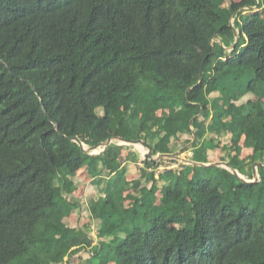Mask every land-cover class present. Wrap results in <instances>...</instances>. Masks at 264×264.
<instances>
[{"label":"trees","instance_id":"trees-1","mask_svg":"<svg viewBox=\"0 0 264 264\" xmlns=\"http://www.w3.org/2000/svg\"><path fill=\"white\" fill-rule=\"evenodd\" d=\"M223 2L0 0V264L80 251L85 264H264V101L242 102L264 99V0ZM228 133L229 168L181 162L156 177L176 159H143L150 187L127 182L120 157L140 154L117 138L152 156L188 145L206 164ZM256 162L255 182L232 172L252 180ZM82 166L100 193L87 201L95 236L64 222Z\"/></svg>","mask_w":264,"mask_h":264},{"label":"rangeland","instance_id":"rangeland-1","mask_svg":"<svg viewBox=\"0 0 264 264\" xmlns=\"http://www.w3.org/2000/svg\"><path fill=\"white\" fill-rule=\"evenodd\" d=\"M235 1H239V0H235ZM230 0H224V2L222 3L221 7L223 9H226L227 6L229 5ZM257 9H248L246 11H244V15L242 17H249L252 15V13L254 11H256ZM261 14L264 16V13L262 10H260ZM212 95H216V93H213ZM248 99H252L254 101H264V99L259 100L258 97H256L253 94H247L242 98V102L248 100ZM167 113V110H160L158 112V114H162L165 115ZM112 133V132H110ZM182 136L184 137H188L189 136L187 134H183ZM183 139V138H182ZM230 140V134L225 135L224 137L218 138L216 140V143L214 144V146L211 148V156H212V160L216 163L221 162V157H223L224 155V144L228 143ZM137 146H132V148L135 150L136 148L139 149L141 152L143 151L146 152L148 149L145 146H142L141 144H135ZM188 145L183 146L182 148H180L177 151V155L179 157V159H176V162H170V161H165L164 163H162L161 165H167L170 168L169 169H174L179 171L180 169H182L181 166V162H184L182 160H184L183 158L185 157H189L191 155V153H188L187 150H183L185 147H187ZM210 150V149H209ZM208 150V151H209ZM136 151V150H135ZM239 154L242 158L244 159H248V157L250 156V154L252 153V148L246 144V142L244 141V139L241 140L240 142V147H239ZM156 157V156H154ZM185 164H191V162H185ZM253 169V168H252ZM81 178H84V175H86V172L80 171L79 172ZM191 170L188 171V176L190 175ZM160 174L159 171H157L155 173V176L157 177ZM86 178L84 179H80L79 178H74V181L77 184V188L79 186L80 183L85 182L87 188L85 189L84 193H83V188H79V191H76V196H74L76 198L77 201H79L80 205L79 207L74 211V215L73 217H70L69 219H64L65 223H67L69 226L72 227H80L82 229L86 228L87 225H89L90 227H92V231H91V235L95 236V230H94V224L90 222V219L88 217V212H87V205H86V201H88L89 199H94L97 198L99 193L97 191V189L95 187H92V190L90 189L91 187H89V182L87 179L88 176H85ZM129 178H131L129 176ZM133 178V177H132ZM135 179H137V176L135 175ZM134 182V181H133ZM138 189H130L126 192V195L128 194L129 197L135 193H137ZM158 203H162L164 200V193L163 192H158ZM131 203V201L129 200V202H126L127 205H129ZM88 253L86 251H80L68 258L65 259L64 264H85L86 259L88 258Z\"/></svg>","mask_w":264,"mask_h":264},{"label":"crops","instance_id":"crops-1","mask_svg":"<svg viewBox=\"0 0 264 264\" xmlns=\"http://www.w3.org/2000/svg\"><path fill=\"white\" fill-rule=\"evenodd\" d=\"M167 114V113H166ZM165 114V115H166ZM229 134V133H228ZM183 139H187L188 137H182ZM108 139H110V141L111 140H113V139H115L114 137H110V138H108ZM107 139V140H108ZM120 142H122V141H120ZM122 143H124V142H122ZM125 144H128V143H125ZM128 145H132V146H137V145H135V144H128ZM139 154H140V157L136 160V161H127V160H124V158H125V155H124V153L122 154V156L120 157V161L122 162V164H124V165H126V167H127V172H126V175H127V182L130 184V185H132V184H135L136 182H140V186H146V187H150V182H146L145 181V179L144 178H142L141 176H140V169H141V167L144 165V163H143V154L145 153H143V151L141 152L139 149H135ZM188 151V150H187ZM188 153H191L190 151H188ZM191 155H192V153H191ZM190 155V156H191ZM190 156L188 157H185V158H183L184 160H182V161H184V163L185 162H190ZM207 159H208V163H206V164H216V162H214L213 160H212V156H211V149L207 152ZM192 164V163H191ZM111 167L109 166L107 169L109 170ZM80 171H82L83 172V174H84V172H86V175H84V178H86L85 176H88L87 177V179L86 180H88V182H89V187H91L90 189L92 190V187H95L93 184H92V178L88 175V172H87V170H86V167L85 166H82V167H80L77 171H76V173H75V177L74 178H79V180L80 179H84V178H81V174L79 173ZM80 174V175H79ZM135 175L137 176V179H135ZM129 176L131 177V178H129ZM133 177V178H132ZM134 181V182H133ZM139 186V187H140ZM79 188H83V193H84V191H85V189L87 188V186H86V183L85 182H82V183H80L79 184V186H78V188H76V190L74 191V196H76V191H79ZM96 189H97V191H98V193H99V190H98V188L97 187H95ZM136 189H138V188H136ZM158 192H163V191H158ZM136 194V193H135ZM135 194H133V195H131V196H134ZM99 195H100V193H99ZM98 195V196H99ZM128 195V194H127ZM129 196V195H128ZM130 196V197H131ZM77 197V196H76ZM157 197H158V193H157ZM98 198V197H97ZM93 199V198H92ZM94 199H96V198H94ZM129 200L130 199H128L126 202H129ZM131 201V200H130ZM157 201H158V199H157ZM126 202H125V205L126 206H129L131 203H132V201H131V203L129 204V205H127L126 204ZM158 203V202H157ZM158 204H160V203H158ZM86 205H87V201H86ZM87 212H88V217H89V211H88V208H87ZM76 215V214H75ZM74 215V212H72L69 216H67L66 217V219H69L70 217H73V216H75ZM65 219V218H64ZM65 222V221H64ZM67 224V223H66ZM68 225V224H67ZM69 226V225H68ZM70 227H72V226H70Z\"/></svg>","mask_w":264,"mask_h":264},{"label":"water","instance_id":"water-1","mask_svg":"<svg viewBox=\"0 0 264 264\" xmlns=\"http://www.w3.org/2000/svg\"><path fill=\"white\" fill-rule=\"evenodd\" d=\"M256 9H258V4H256L255 6ZM36 90V89H35ZM36 93L38 94V91L36 90ZM45 114L46 116L51 120L52 123L56 124V122L47 114V112L45 111ZM57 130L59 131V128L57 127ZM119 141H122L124 143H128V144H141L142 146H145L144 145V142L142 139H126V138H117ZM108 142H110V139L106 140L105 142L103 143H100L99 145H96V146H93V147H84L82 143L78 142L81 149L83 151H86V150H92V151H95L96 149L100 148L101 146H104L106 145ZM146 147V146H145ZM148 150L143 154V158L144 159H148L150 160L151 162H155L156 160H159V159H162V158H174V159H179L178 155L176 153L174 154H171V153H162V154H158L156 155V157L152 156L151 153H150V149L147 148ZM192 164H199V165H209V164H203V163H196V162H193V161H190ZM218 165H222L224 167H227L229 168V166L225 163V162H219V163H216ZM262 164L260 162H256L253 166V175H254V179L252 180H246L244 179L242 176H240V174L236 171V170H232V172L237 175L242 181L244 182H247V183H252V182H255L257 181V175H256V168L258 166H261Z\"/></svg>","mask_w":264,"mask_h":264},{"label":"built area","instance_id":"built-area-1","mask_svg":"<svg viewBox=\"0 0 264 264\" xmlns=\"http://www.w3.org/2000/svg\"><path fill=\"white\" fill-rule=\"evenodd\" d=\"M143 167V166H142ZM170 167L167 165H159V167L157 168L156 172L159 171L160 173L164 172L165 170H168ZM155 172V173H156Z\"/></svg>","mask_w":264,"mask_h":264}]
</instances>
